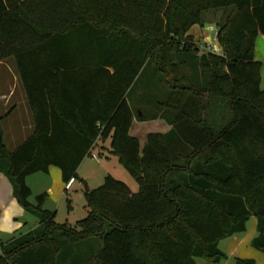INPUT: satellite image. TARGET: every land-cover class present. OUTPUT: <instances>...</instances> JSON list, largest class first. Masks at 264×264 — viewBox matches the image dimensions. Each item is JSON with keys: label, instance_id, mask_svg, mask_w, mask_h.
<instances>
[{"label": "trees", "instance_id": "trees-1", "mask_svg": "<svg viewBox=\"0 0 264 264\" xmlns=\"http://www.w3.org/2000/svg\"><path fill=\"white\" fill-rule=\"evenodd\" d=\"M219 11L222 52L201 51L188 31ZM24 29L29 38H16ZM260 34L264 0H0V60L13 57L33 121L9 151L0 117V172L39 220L0 244V264H220V242L252 216L250 243L264 254ZM144 72L167 97L159 116H137L171 129L149 133L141 150L128 93ZM108 137L138 192L106 176L85 190L89 212L75 227L43 208L46 193L30 202L29 175L56 166L68 183Z\"/></svg>", "mask_w": 264, "mask_h": 264}, {"label": "rangeland", "instance_id": "rangeland-1", "mask_svg": "<svg viewBox=\"0 0 264 264\" xmlns=\"http://www.w3.org/2000/svg\"><path fill=\"white\" fill-rule=\"evenodd\" d=\"M229 9H226V13H229ZM222 11L207 13L205 16L207 20L201 24H194L190 27L188 33L192 35L198 44L207 42L212 43L214 46H219L216 39L217 23H219V16ZM204 44L199 45L200 50ZM202 51V50H201ZM10 67H14L12 60L6 59L4 63L0 64V87L4 90L10 86L14 79L10 72ZM15 68V67H14ZM149 75L144 72L137 79L133 88L128 93V101L132 106L136 115L141 111L147 114V116L160 115L163 111L161 109L162 102L166 99V89L163 85H160L157 80L148 79ZM171 80V75L168 78ZM21 85V83H20ZM11 107V104L8 108ZM141 110V111H140ZM217 114L216 110L209 111V118ZM230 114L227 109L225 115ZM135 123L131 129V135H134L139 139L140 145L145 141L146 135L149 132H163L165 123L155 121H134ZM4 143L9 151H12L23 142L32 132L33 123L28 121L23 112L21 105L19 110L13 114V116L1 123ZM110 137L104 139L100 145L94 148L92 156H90L80 167L77 177L74 179V183L71 184L69 189L62 195L59 200L50 203L53 211L56 212L55 221L57 223H67L68 225L75 227L78 220L87 216L89 208L85 197V190L95 189L101 186L106 176L110 175L118 180L123 181L128 185L133 193L138 192V184L134 177L119 163L116 156L112 155L110 150ZM102 152L103 156L98 155ZM81 165V164H80ZM42 175L43 173H38ZM36 191V190H35ZM31 203L35 204V194L30 198ZM28 218V227L34 225L38 220L37 217L26 213ZM254 216L250 217L246 224V230L242 233L236 234L238 238L248 239L247 242L241 245L239 252L233 254L229 251L228 244L232 238L223 240L219 247L227 253V258L221 262V264H235V258L239 257H258L263 256L262 252L255 249L251 243V237H254L257 232L255 228ZM205 262L202 259H198V263Z\"/></svg>", "mask_w": 264, "mask_h": 264}, {"label": "crops", "instance_id": "crops-1", "mask_svg": "<svg viewBox=\"0 0 264 264\" xmlns=\"http://www.w3.org/2000/svg\"><path fill=\"white\" fill-rule=\"evenodd\" d=\"M14 35L16 38H20L24 40L27 39V37L29 38V34H27L26 29H24L23 32H16ZM206 43L207 42H204L201 44H206ZM201 44H198V45H201ZM217 47H220V46H217ZM201 49L202 51H205L203 48ZM254 57H255V60L259 61L261 65L260 66V87L261 89L264 90V35L263 34H260L256 39ZM6 59H10L13 62V57H8ZM6 59L0 60V64L4 63V60ZM14 67L9 66L10 72L12 73V77L14 79L13 83L10 86H8L6 90L0 87V117H2L1 123L2 121L11 118L13 114L19 110V106L21 105L25 116L30 122V127H31V123H33L32 112L28 104V100L26 97V93H25L22 81L20 80V77ZM10 104H11V107L8 108ZM135 120L136 121L139 120L137 115L134 116L129 132H131V129H132L133 124L135 123L134 122ZM139 121L141 122V120ZM144 121H151V120H144ZM152 121H155V122L157 121L159 123L163 122L167 125L165 126L163 132H156V133H166L171 129V125H169L167 122H165L162 119H152ZM149 133H152V132H149ZM147 135H146V138H147ZM146 138H145V141L141 143L140 145L141 150L143 149L146 143ZM102 141L103 140H98L95 143L90 154L87 157H85L80 167L90 156H92L93 154L92 152L94 148L100 145ZM109 152L111 153V148ZM98 155L103 156L101 151L99 152ZM78 171H77V174H78ZM38 173H43V174L40 175ZM38 173L31 174L26 178V183L28 184L32 192L31 197L32 195L35 194V198H36L37 195L46 193L47 199L43 204V208L53 211L52 205L50 203H53L54 201L59 200L62 197V195L69 189L71 184L74 183L73 181L75 178H72L68 183H64L62 180L61 171L56 166H50L48 172L46 173L44 172H38ZM26 213H29V212L25 211V209L18 203L16 197L13 194V186L9 178L4 173L0 172V244L8 242L14 237L20 234L27 233L39 226V220H37L34 223V225H32L31 227H28V218L26 216L27 215ZM256 221L257 220H255V228H256ZM230 238H232V240L228 244V247H229V251L233 254L239 252V248L241 247V245L248 241L247 238L246 239L238 238L236 235ZM252 238L253 237H251V239ZM251 239H250V242H251ZM0 254H1V246H0ZM241 258H247V257H241ZM250 258L254 259L256 261V264H264V254L263 256L250 257ZM200 264H212V263L205 261Z\"/></svg>", "mask_w": 264, "mask_h": 264}, {"label": "built area", "instance_id": "built-area-1", "mask_svg": "<svg viewBox=\"0 0 264 264\" xmlns=\"http://www.w3.org/2000/svg\"><path fill=\"white\" fill-rule=\"evenodd\" d=\"M204 47H202L206 52H213L216 54H221L222 49L221 47H216L214 45H212V43H206L203 45Z\"/></svg>", "mask_w": 264, "mask_h": 264}]
</instances>
